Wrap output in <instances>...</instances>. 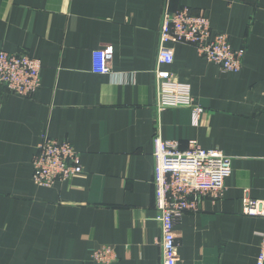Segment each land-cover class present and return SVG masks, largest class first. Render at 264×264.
<instances>
[{
    "label": "crops",
    "instance_id": "crops-1",
    "mask_svg": "<svg viewBox=\"0 0 264 264\" xmlns=\"http://www.w3.org/2000/svg\"><path fill=\"white\" fill-rule=\"evenodd\" d=\"M208 18L234 49L225 72L188 44L169 42L158 67L190 88V107L156 109L158 30L165 10ZM113 47L108 74L92 52ZM41 63L32 96L0 85V264H161L155 219L153 139L189 140L231 159L218 198L175 222L178 264H256L264 221L242 211L264 202V0H0V52ZM43 136L69 141L83 172L50 187L32 179Z\"/></svg>",
    "mask_w": 264,
    "mask_h": 264
},
{
    "label": "built area",
    "instance_id": "built-area-1",
    "mask_svg": "<svg viewBox=\"0 0 264 264\" xmlns=\"http://www.w3.org/2000/svg\"><path fill=\"white\" fill-rule=\"evenodd\" d=\"M169 42L193 46L198 54L225 72H238L242 65L244 48L234 49L226 34L213 33L204 15L194 14L187 7L165 10L158 30L156 109L190 107L193 114L201 111L193 104L190 88L174 82L168 70L161 64L173 61ZM113 47L95 49L92 52V72L108 74ZM41 63L26 52H0V85L7 92L20 96H32L40 86ZM1 108V101H0ZM155 219L160 226L161 264H178L175 222L186 212L199 210L203 197L218 198L224 190L225 179L231 173V159L216 148H202L195 140H189L185 149L178 142L153 139ZM79 154L67 140L43 136L32 158V179L41 187H50L56 181H64L83 172ZM242 211L248 216H259L264 221V202L243 199ZM259 252L256 264H264V224L259 232ZM91 259L100 264L115 261L111 246L93 250Z\"/></svg>",
    "mask_w": 264,
    "mask_h": 264
}]
</instances>
